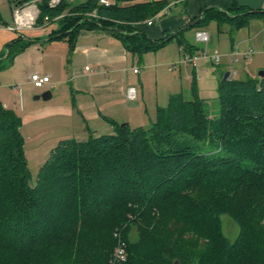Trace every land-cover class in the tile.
<instances>
[{
	"label": "trees",
	"instance_id": "1",
	"mask_svg": "<svg viewBox=\"0 0 264 264\" xmlns=\"http://www.w3.org/2000/svg\"><path fill=\"white\" fill-rule=\"evenodd\" d=\"M173 1L40 0L38 25L63 16L52 38L114 28L133 54L177 39L193 55L184 32L213 21L235 31L264 19V10L232 2L204 8L198 23L162 41L134 27ZM31 44L9 53L0 70ZM218 92L217 116L194 86L191 97L172 96L148 127L61 140L34 184L22 119L0 102V264H264V78L222 79ZM225 216L238 228L234 240L223 232ZM120 242L126 259L117 262Z\"/></svg>",
	"mask_w": 264,
	"mask_h": 264
},
{
	"label": "crops",
	"instance_id": "2",
	"mask_svg": "<svg viewBox=\"0 0 264 264\" xmlns=\"http://www.w3.org/2000/svg\"><path fill=\"white\" fill-rule=\"evenodd\" d=\"M86 1L68 0L71 5ZM232 2L252 10H264V0H178L171 2L152 26L147 25L146 20L134 27L153 41H162L202 16L204 8L226 7ZM13 11L12 2L0 0V62L7 63L9 53L13 54L21 45L32 41L5 69H19V86L25 90L33 86L30 80L33 74L49 76L52 86L45 85L43 91H50L52 97L47 101L36 99L37 105L27 103L24 106L15 85L17 105L3 96L0 102L22 119V135L23 129L28 128L23 137L45 138L43 147H48L50 152L61 140L82 141L90 136L114 133L116 125L148 127L156 120L158 110L169 106L172 96L184 94L183 79L187 88L192 84L186 97H191L196 86L198 96L207 103L208 91L202 86L204 76L211 78L213 90L216 85L217 92L227 72L235 80L260 82L264 78L261 75L264 72V19L251 20L247 27L235 31L229 24L225 25L227 23L220 25L213 21L197 27L195 37L188 36L194 28L184 32L181 38L190 42L195 54L208 51L210 56L214 52L220 55L219 62L212 58L202 59L195 69L183 63L182 57L189 52L177 39L157 51L133 54L112 31L103 28H79L69 37L52 38L61 28L60 20H53L49 25L14 31L11 29L14 27ZM211 23L217 24L218 33L229 34V49L221 50L219 38L213 42L211 30L206 29ZM199 32L208 35L204 45L197 40ZM18 40L21 43L11 46L7 54V46ZM168 46L171 51L166 54L164 50ZM135 69L139 73H134ZM239 76L240 79H236ZM150 82L155 83L153 89ZM129 89L135 90L136 100L127 98ZM44 92L34 90L38 95Z\"/></svg>",
	"mask_w": 264,
	"mask_h": 264
},
{
	"label": "rangeland",
	"instance_id": "3",
	"mask_svg": "<svg viewBox=\"0 0 264 264\" xmlns=\"http://www.w3.org/2000/svg\"><path fill=\"white\" fill-rule=\"evenodd\" d=\"M109 3L114 4V0H111ZM225 25H228V24H225ZM225 25H224V27H226ZM196 28H194L193 31H190V34H188L189 37H192L195 35V33L198 31ZM206 29L211 30L212 36H213V42H214V40L216 41L217 38L220 39L221 50H226V49L230 48L231 40L228 36L229 34L227 35V34H223V33H218L216 23H211L209 28L207 27ZM204 44H206V43L203 42L202 45H204ZM173 45H176V44L174 43ZM173 47H175V46H173ZM170 49L171 48H169V46H168L166 48V50H164L165 51L164 53H166V54L170 53V51H171ZM182 60H183V57H182ZM200 65H201V62H200ZM218 66H219V64L216 67H218ZM18 72H19V69L17 67H11V68H7L5 70L0 71V96H3V98L5 97V99L10 101L12 104L17 105L18 96L15 95L14 89H13L14 86L16 85L15 89L18 92H20L22 100H23V105L25 106V104H27V103L35 105L36 103H38L36 101V97L41 96L43 93L38 95L37 93L36 94L34 93V90H36L38 92H44L43 91L44 88H42L41 90H37L34 88L35 86L33 84H32L33 86H29L30 88H28L26 90L23 86L20 88ZM13 75L15 77L17 75V77L15 78ZM197 76L200 78V75H197ZM203 79L204 80L202 82V86H204V88L208 91V92H206L208 109H209L212 116H217V114L219 112L218 92L216 89L217 86L215 85V90H213L211 78L209 76H204ZM236 79H240V76L237 77ZM151 81H153V79ZM183 83H184V89L182 92H184L185 96H188L189 95V89L192 88V84H191V87L187 88L185 85L184 79H183ZM153 84L155 85V83H153V82H150V84H149L151 89H153ZM1 85H3V86H1ZM27 129L28 128L23 129V134H24L23 136H25ZM75 135H76V133H75ZM73 136H74V134H73ZM24 138H25V144H26L25 145V155H26V158L28 161V166H29L30 172H31L32 184H34L37 181V177H38L39 170H40L41 166L49 158L47 156H49L48 154H50V150L47 149L48 147H43V143L46 140L45 138L44 139L43 138L34 139V138H27V137H24ZM45 145H47V144H45ZM222 222H223L224 234L228 238H230L231 240H234L237 236V233H238V228H237L236 224H234V222L227 216L223 217ZM136 234H137L136 229H133L131 234H130V238L132 241L136 240V236H137Z\"/></svg>",
	"mask_w": 264,
	"mask_h": 264
},
{
	"label": "built area",
	"instance_id": "4",
	"mask_svg": "<svg viewBox=\"0 0 264 264\" xmlns=\"http://www.w3.org/2000/svg\"><path fill=\"white\" fill-rule=\"evenodd\" d=\"M60 0H50V5L54 6L58 4ZM40 0L30 1L22 6L14 7L13 16H14V27L11 28L14 31L21 32L27 29H32L38 25V20L40 18V8H39ZM100 4L105 6H110L111 4L107 0H100ZM91 16L96 17V12H93ZM63 16H59L55 19H50L49 17L44 18V22L42 25H49L52 21L59 20ZM159 15L154 18L148 19L146 21L147 25L152 26L156 21H158ZM197 40L200 42H207L208 35L204 32L197 33ZM212 58L214 61H220V55L218 52H214L212 56L208 54V51H203L201 54H184L183 63L186 65H190L193 68H197L200 61L202 59ZM89 70V67L86 68ZM134 73H139L138 69L134 70ZM31 83L37 88H43L45 85H51V78L49 76H40L39 74H33L30 78ZM52 86V85H51ZM127 98L131 101L136 100V92L134 89H129L127 93ZM126 259V251L125 245L123 242H120L117 246L115 252V261H125Z\"/></svg>",
	"mask_w": 264,
	"mask_h": 264
},
{
	"label": "water",
	"instance_id": "5",
	"mask_svg": "<svg viewBox=\"0 0 264 264\" xmlns=\"http://www.w3.org/2000/svg\"><path fill=\"white\" fill-rule=\"evenodd\" d=\"M18 6H19V5H16V7H18ZM199 21H200V19L196 20L195 22H193V23L191 24V26H192V25H195V24L198 23ZM106 30H109V31H115L116 29H114V28H106ZM261 75L264 77V72H263ZM229 77H230V73L227 72V73H225V75H224V77H223V80H227ZM51 97H52V93H51L50 91H46V92L43 93L41 96L36 97V99H40V98H42V99H44L45 101H47V100H50Z\"/></svg>",
	"mask_w": 264,
	"mask_h": 264
}]
</instances>
